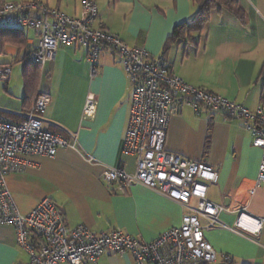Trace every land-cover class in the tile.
Returning <instances> with one entry per match:
<instances>
[{
  "label": "crops",
  "instance_id": "obj_1",
  "mask_svg": "<svg viewBox=\"0 0 264 264\" xmlns=\"http://www.w3.org/2000/svg\"><path fill=\"white\" fill-rule=\"evenodd\" d=\"M5 1H37L73 18L83 17V3L93 1L98 10L95 27L106 28L130 48L145 49L152 60L167 64L190 85L252 111L264 109V0H237L244 21L228 11H214L202 32L168 45L175 27L195 17V0ZM5 32L18 37H4ZM38 44L32 30L0 28V62L12 67L11 79L0 83V116L21 123L37 95L48 94L51 102L42 114L43 128L73 146L60 149L55 157H30L31 167L7 176L19 211L28 214L48 198L70 228L83 225L93 233L120 230L146 242L179 227L187 209L178 202L140 184L122 192L117 184L103 181L106 168L134 174L137 166L136 157L123 152L133 87L117 55L103 53L98 75L91 78L86 48L60 46L52 61L35 66L29 54ZM89 94L97 102L92 119L83 118ZM165 150L214 167L218 181L209 184L208 198L231 207L230 194L244 181L257 179L262 159L240 120L205 110L197 113L190 106L171 114ZM247 212L262 221L259 235L236 229L237 215L223 212L219 218L232 230L209 229L205 236L218 253L233 258L232 264H264V183ZM29 262V254L16 243L14 227L0 226V264ZM96 264L137 263L124 253L103 255ZM217 264L224 263L219 259Z\"/></svg>",
  "mask_w": 264,
  "mask_h": 264
},
{
  "label": "built area",
  "instance_id": "obj_2",
  "mask_svg": "<svg viewBox=\"0 0 264 264\" xmlns=\"http://www.w3.org/2000/svg\"><path fill=\"white\" fill-rule=\"evenodd\" d=\"M84 16L70 17L37 1L12 3L0 0V28L32 30L39 44L30 51V60L43 66L55 58L60 46L86 48L91 78L98 75V63L105 52H113L122 62L133 87L123 152L136 157L134 174L121 168H106L102 174L108 185L120 191L134 184L147 187L178 202L187 213L179 227L162 233L151 242L120 230L93 233L86 226L70 228L62 213L48 198L23 214L6 183L9 174L32 166L30 157H55L60 149L72 147L69 140L46 131L42 114L51 102L39 93L25 113L24 121L14 123L0 116V226L14 227L17 245L30 256L29 264H96L106 254H130L137 264H232L233 258L218 253L207 241L209 229H230L221 222L223 212L237 215L235 228L259 235L262 221L248 214L247 207L264 183V109L252 111L223 96L197 88L173 74L163 62L152 60L143 48H130L104 27H95L97 5L83 3ZM12 67L0 62V83H7ZM190 106L197 113H221L240 120L261 149L262 159L255 180L244 181L230 194L232 207L208 198L209 184L218 181V172L205 161L187 159L165 150L168 123L173 112ZM97 102L89 94L83 118L92 119ZM206 220V225L202 223Z\"/></svg>",
  "mask_w": 264,
  "mask_h": 264
},
{
  "label": "trees",
  "instance_id": "obj_3",
  "mask_svg": "<svg viewBox=\"0 0 264 264\" xmlns=\"http://www.w3.org/2000/svg\"><path fill=\"white\" fill-rule=\"evenodd\" d=\"M196 4L198 5V11L190 22L178 25L175 27L169 41L167 43H175L177 41L183 40L190 36L192 33H200L202 32L205 27L208 25L210 21V17L212 12H222L228 11L236 16L240 21H244V11L239 6L237 0H195ZM4 37H18V33H4ZM39 66V65H35ZM262 76H264V66L261 72ZM34 103V102H33ZM33 105V104H32ZM31 108V107H30ZM209 146V139L207 141V147Z\"/></svg>",
  "mask_w": 264,
  "mask_h": 264
}]
</instances>
